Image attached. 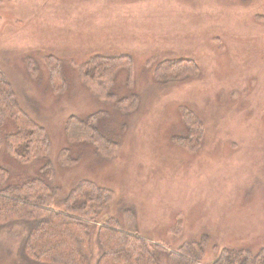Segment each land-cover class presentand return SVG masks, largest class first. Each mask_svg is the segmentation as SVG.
Returning a JSON list of instances; mask_svg holds the SVG:
<instances>
[{
  "label": "rangeland",
  "instance_id": "374dc122",
  "mask_svg": "<svg viewBox=\"0 0 264 264\" xmlns=\"http://www.w3.org/2000/svg\"><path fill=\"white\" fill-rule=\"evenodd\" d=\"M118 54L132 59L130 81L119 67L101 98L79 71L92 56ZM47 55L60 64V89L50 86ZM182 58L197 71L155 78L156 67ZM0 71L49 138L47 158L30 162L0 147L10 181L36 175L48 160L52 208L79 182L107 190L106 214L125 224L131 208L156 264H167L166 249L202 235L197 264L225 250L264 263V0H0ZM121 97H136V106L126 111ZM185 111L203 125L194 148L176 141L187 134ZM92 113L116 144L110 156L65 137L68 116ZM14 129L7 117L1 138ZM25 234L21 223L0 227V264H41L24 256Z\"/></svg>",
  "mask_w": 264,
  "mask_h": 264
},
{
  "label": "trees",
  "instance_id": "16d2710c",
  "mask_svg": "<svg viewBox=\"0 0 264 264\" xmlns=\"http://www.w3.org/2000/svg\"><path fill=\"white\" fill-rule=\"evenodd\" d=\"M44 60L52 90L64 87L57 58L47 55ZM85 64L79 71L80 81L101 98L110 96L106 88L115 70L125 67L130 81L133 68L132 59L126 54L95 55ZM197 69L192 60L182 58L156 67L155 78L163 81L175 79L195 73ZM136 104V97H121L118 100V105L126 108V111ZM97 114L92 113L84 118L68 116L65 137L70 141H89L99 154L110 156L116 144L107 132L98 127ZM7 117L13 120L15 129L7 132L3 139L0 133V147L4 145L7 153L20 162L47 158L49 138L46 130L19 106L9 81L0 71V126ZM184 120L187 134L178 136L176 141L194 148L203 134L202 122L190 111H185ZM60 156L62 162L68 161L65 148ZM39 167L34 176L22 181H10L9 170L0 162V227L11 223H21L26 227L22 240L25 257L41 264H92L93 258L94 264H156L146 241L137 233L131 208L123 209V224L106 214L111 193L87 182H79L61 198V208H52L55 189L47 177L53 175V167L48 160ZM102 213L104 220L97 222V217ZM181 228L182 221L178 218L170 231L179 233ZM206 239L202 235L198 240L186 241L173 250L166 249V263L197 264L204 255ZM225 251L209 264H264L254 263L249 251L242 257Z\"/></svg>",
  "mask_w": 264,
  "mask_h": 264
}]
</instances>
